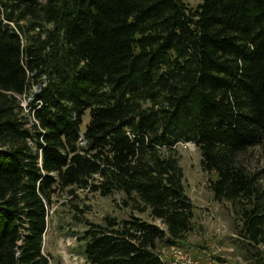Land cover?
I'll return each mask as SVG.
<instances>
[{
  "label": "trees",
  "instance_id": "16d2710c",
  "mask_svg": "<svg viewBox=\"0 0 264 264\" xmlns=\"http://www.w3.org/2000/svg\"><path fill=\"white\" fill-rule=\"evenodd\" d=\"M182 143L264 264V188L240 160L264 152V0H0V264H51L53 198L79 191L132 211L86 222L90 264H173L195 230Z\"/></svg>",
  "mask_w": 264,
  "mask_h": 264
},
{
  "label": "rangeland",
  "instance_id": "374dc122",
  "mask_svg": "<svg viewBox=\"0 0 264 264\" xmlns=\"http://www.w3.org/2000/svg\"><path fill=\"white\" fill-rule=\"evenodd\" d=\"M185 1L191 8L201 3V0ZM29 100L32 97L23 100V105L26 106ZM84 120L83 129L89 121V113ZM175 155L184 172L186 194L195 207V230L189 237L188 246L180 251L171 250L165 257L172 258L171 262L176 264H245L234 247L238 241L236 205L214 199L210 189L213 176L203 170L200 152L194 144H179ZM240 160L248 172L259 174V184L264 188V152L251 149L241 155ZM120 201L118 194L104 198L79 191L74 199L65 192L57 194L53 198L44 237V253L50 257L51 264H90L77 238L86 230V222L101 225L106 217L123 219L130 216L132 211L122 207ZM135 215L153 222L148 214ZM156 224L161 225L159 221ZM217 258L226 263H219Z\"/></svg>",
  "mask_w": 264,
  "mask_h": 264
},
{
  "label": "water",
  "instance_id": "95a60500",
  "mask_svg": "<svg viewBox=\"0 0 264 264\" xmlns=\"http://www.w3.org/2000/svg\"><path fill=\"white\" fill-rule=\"evenodd\" d=\"M39 91H40V87H38V88L36 89V94H38Z\"/></svg>",
  "mask_w": 264,
  "mask_h": 264
},
{
  "label": "built area",
  "instance_id": "2783aa9c",
  "mask_svg": "<svg viewBox=\"0 0 264 264\" xmlns=\"http://www.w3.org/2000/svg\"><path fill=\"white\" fill-rule=\"evenodd\" d=\"M173 264H176L175 262H173Z\"/></svg>",
  "mask_w": 264,
  "mask_h": 264
}]
</instances>
